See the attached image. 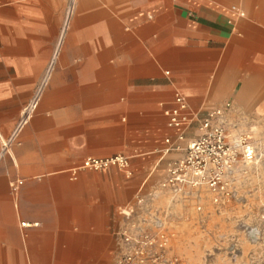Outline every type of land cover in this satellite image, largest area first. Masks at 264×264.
I'll return each mask as SVG.
<instances>
[{"label":"crops","instance_id":"0c3cea01","mask_svg":"<svg viewBox=\"0 0 264 264\" xmlns=\"http://www.w3.org/2000/svg\"><path fill=\"white\" fill-rule=\"evenodd\" d=\"M67 1L0 0V264H108L114 235L143 227L160 201L162 168L182 157L197 135L194 123L182 147L166 151L167 137L177 142L166 115L177 92L191 112L223 109L225 122L237 126L234 133L248 124L264 152V0H248L245 15L242 0H184L181 6L173 0H81L66 28ZM69 58L73 82L66 85ZM54 59L40 110L63 116L62 105L78 103L102 128L87 134L80 123L57 130L51 117L38 115L25 125L22 143L12 145ZM114 120L120 122L116 130L108 127ZM33 132L52 147L53 136L64 139L58 132L71 137L81 144L78 157L86 155L81 162L117 155L122 146L132 154L134 176L116 179L112 171L78 168L74 179L67 170H49L54 173L34 181L45 174L33 166ZM14 166L28 176L18 198L10 193L11 174L1 172ZM132 203L125 214L116 209Z\"/></svg>","mask_w":264,"mask_h":264},{"label":"rangeland","instance_id":"374dc122","mask_svg":"<svg viewBox=\"0 0 264 264\" xmlns=\"http://www.w3.org/2000/svg\"><path fill=\"white\" fill-rule=\"evenodd\" d=\"M80 1L76 0L74 7L70 6L71 0L67 1L66 28L69 17L78 7ZM242 1L245 5V14L249 13L248 0ZM173 2L177 6H181L184 0H173ZM72 60V58H69L65 65L66 70L70 72L65 77L66 85L73 82V76L68 69L69 66H72ZM55 68L56 60L54 59L50 64L48 74L40 80L42 87L34 92L33 100L27 106L29 107L26 110L27 121L23 122L22 120V123L19 124L16 136L14 135L12 139V145L19 146L22 143L21 134L25 125L29 126L38 115L51 117V128L57 130L73 126L79 127L80 123V130H86L87 134L90 130L102 128L98 127V120L92 117L91 114L86 113L87 109L83 106L80 107L78 103L77 105H74V103L62 105L59 109L65 110V113H67L63 116L56 115L54 110H40L46 94V85L53 82ZM205 108L212 109L217 108V106ZM197 111L199 110H194L196 113ZM119 123V121L114 120L108 127L116 130ZM227 124L229 132L235 134L233 128L237 127L236 124L231 122ZM240 129V133H250L248 124L241 125ZM113 134L115 135V133ZM58 135L64 136V139L60 136V138L53 136L50 140L54 144L52 147L48 143H43L41 136L33 132V166H42L45 174L44 176L34 177V181L42 180L55 171L61 172L63 170L68 171L64 173H69V179L78 176L79 172L75 174L71 170L78 167L81 158L86 156L81 155L82 157H78L75 153L76 150H79L81 144L74 143L71 137L66 134L62 135L61 132H58ZM115 139L119 144V137H114ZM116 152L117 155H124L130 157V159L132 157V154L123 152L122 146L116 148ZM261 155L262 158L259 162L240 163V166H235L227 174L226 182L228 183L230 196L218 203L214 201V196L207 187H185L180 193H174L163 187L162 183L169 168V166H164L162 169H164L165 174L158 185L160 201L158 203L156 199L157 203L154 204V210L156 211L150 213L149 217L142 221L143 227L138 230L153 236L158 232H162L166 237V245L158 251L147 250V264H264V152ZM96 156L109 155L96 154ZM49 170L54 172H49ZM87 170L100 173L112 171L116 179H132L134 176L133 166H130V164L128 168L112 165L105 169L87 168ZM7 171L11 174V178L8 180L10 193L18 198L28 176L23 172L22 166H14V168L11 167L8 170L1 169L2 174L7 173ZM3 180L2 175L0 176V183ZM143 202L145 203V200ZM17 206L19 207V203H17ZM133 208V203L116 205L117 211L124 212V214ZM136 231L135 229H127L119 235H114V247L111 261L108 264H118L121 256L128 251L123 245V233L133 234ZM156 252L157 254L153 257V253ZM7 256V246L3 245V263L8 262ZM3 258L6 260H3Z\"/></svg>","mask_w":264,"mask_h":264},{"label":"built area","instance_id":"2783aa9c","mask_svg":"<svg viewBox=\"0 0 264 264\" xmlns=\"http://www.w3.org/2000/svg\"><path fill=\"white\" fill-rule=\"evenodd\" d=\"M75 2L71 0L70 6L74 7ZM166 115L167 126L178 130L176 143L170 137L165 139L168 144L166 151L179 150L182 147L180 141L185 139L187 129L197 123V135L187 144L183 156L170 164L162 183L163 187L174 193L182 192L185 187H207L214 201L221 202L230 196L227 174L235 166H240V163H257L262 158L250 133L229 132L221 108L206 110L204 114L191 112L185 97L177 92L174 104L166 110ZM112 165L128 168L129 158L124 155L105 158L88 156L78 167L100 170ZM138 201L142 202L143 199L139 198ZM22 225L29 226L30 223L23 221ZM123 236V245L128 251L121 256L118 264H147V250L158 251L166 245V237L162 232L153 236L138 230L133 234L123 233ZM156 254L153 253V257Z\"/></svg>","mask_w":264,"mask_h":264},{"label":"bare ground","instance_id":"6f19581e","mask_svg":"<svg viewBox=\"0 0 264 264\" xmlns=\"http://www.w3.org/2000/svg\"><path fill=\"white\" fill-rule=\"evenodd\" d=\"M241 13H242V14H245V11H243V12L241 11ZM78 168H80V167H78ZM78 168H74L72 171H75V170H77ZM6 210H7V213H8L9 209L6 208ZM21 225H22V222H21ZM22 226H23V225H22Z\"/></svg>","mask_w":264,"mask_h":264}]
</instances>
